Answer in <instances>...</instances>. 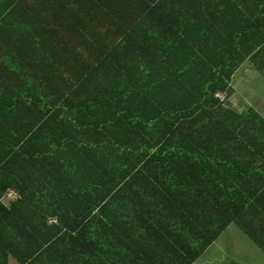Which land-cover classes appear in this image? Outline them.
<instances>
[{
    "label": "trees",
    "instance_id": "trees-1",
    "mask_svg": "<svg viewBox=\"0 0 264 264\" xmlns=\"http://www.w3.org/2000/svg\"><path fill=\"white\" fill-rule=\"evenodd\" d=\"M244 61L264 0H0V264H195L230 223L264 252Z\"/></svg>",
    "mask_w": 264,
    "mask_h": 264
},
{
    "label": "rangeland",
    "instance_id": "rangeland-1",
    "mask_svg": "<svg viewBox=\"0 0 264 264\" xmlns=\"http://www.w3.org/2000/svg\"><path fill=\"white\" fill-rule=\"evenodd\" d=\"M231 84L234 92L227 98L229 106L236 110L251 106L264 116V77L260 72L244 61L236 69ZM12 197L6 196L3 201ZM230 260L239 264H264V252L234 223H230L194 263L222 264ZM8 264L18 263L9 257Z\"/></svg>",
    "mask_w": 264,
    "mask_h": 264
},
{
    "label": "built area",
    "instance_id": "built-area-1",
    "mask_svg": "<svg viewBox=\"0 0 264 264\" xmlns=\"http://www.w3.org/2000/svg\"><path fill=\"white\" fill-rule=\"evenodd\" d=\"M10 195H13V193H12V192H9V193L6 194V196H8V197H9ZM6 196H5V197H6ZM2 198H3V196H2Z\"/></svg>",
    "mask_w": 264,
    "mask_h": 264
},
{
    "label": "clouds",
    "instance_id": "clouds-1",
    "mask_svg": "<svg viewBox=\"0 0 264 264\" xmlns=\"http://www.w3.org/2000/svg\"><path fill=\"white\" fill-rule=\"evenodd\" d=\"M219 96H220L221 98H224V97L221 96V94H219Z\"/></svg>",
    "mask_w": 264,
    "mask_h": 264
}]
</instances>
